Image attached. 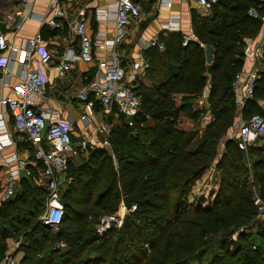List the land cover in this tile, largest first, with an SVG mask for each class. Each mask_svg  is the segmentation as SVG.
Returning <instances> with one entry per match:
<instances>
[{"label":"trees","instance_id":"16d2710c","mask_svg":"<svg viewBox=\"0 0 264 264\" xmlns=\"http://www.w3.org/2000/svg\"><path fill=\"white\" fill-rule=\"evenodd\" d=\"M259 4L260 0H217L207 15H193L196 39L182 45V37L176 35L164 50L147 51L146 75L152 84L135 87L141 105L133 124L113 110L116 124L107 132L108 145L79 151L69 162L68 181L60 191L64 213L55 232L39 220L47 179L37 181L36 169L42 164L22 137L18 149L28 151L30 177L21 178L5 199L6 174L0 165V261L7 239L21 238L16 250L22 252L19 264H264V221H255L253 199L255 192L264 200V148L251 149L249 182L243 151L234 140L227 142L216 163L220 182L211 206L188 201L193 184L216 158L218 141L236 116L232 82L243 65L246 40L260 28L247 9ZM201 44L212 48L209 64ZM206 74L210 88L203 113L210 114H205L209 120L203 125L198 117L202 108L192 109L191 100L201 93ZM175 94H183L179 105ZM257 98L264 100V71L244 116L264 118ZM181 113L196 124L178 128ZM110 145L117 170L105 164ZM124 195L131 197L135 209L119 227L98 235L100 217L114 213ZM233 232L236 240L231 239Z\"/></svg>","mask_w":264,"mask_h":264},{"label":"built area","instance_id":"2783aa9c","mask_svg":"<svg viewBox=\"0 0 264 264\" xmlns=\"http://www.w3.org/2000/svg\"><path fill=\"white\" fill-rule=\"evenodd\" d=\"M14 1L15 3L11 4L3 14V30L0 31V52L6 53L4 57H0V82L8 80L13 74L17 77L16 85L10 86L9 92L0 96V104L8 110L12 117L11 122L0 124V163L6 174L3 198H8L14 193L22 173L28 170L26 158L15 150L17 141L15 134H18L29 142L34 149V158L42 164L40 169H36L37 181L42 178L47 179L48 194L39 220L45 226L57 228L64 213L60 204V190L61 186H65L68 181L66 173L71 158L86 148L94 149L98 145L107 146L106 133L109 127L103 122H98L96 131L100 137L94 138L91 143L85 139L74 141L72 122L64 120L60 111L47 103L41 66H50L59 77H62L75 60L96 64L102 74L83 85L76 94L82 108L80 119L95 121L93 104L90 100L94 97L106 113L115 110L117 115H122L127 123L132 125V118L139 112L141 105V95L135 90L141 59L123 64L117 51L129 37V25L139 20L141 9L138 0H115L112 11L97 10L99 16L112 21L113 34L100 31L91 36L87 29L86 12L83 8H79L70 17L66 4L73 0H48L51 15L47 17L35 16L31 10L30 0ZM155 1L170 6L169 1ZM193 1L199 6L210 9L217 0ZM262 3V9L257 6L247 9V15L250 18L259 20L260 28L255 37L246 40L243 57L249 64L238 72L232 82L234 104L239 115L231 139L242 151L253 145L255 139L264 141V118L259 114L250 116L243 114V109L253 98L254 88L259 78L260 72L257 71L256 62L264 55V0ZM33 18L38 19L41 26L48 25L59 30L63 29L64 22H67L78 40L77 51L68 49L58 57V60H53L52 54L45 47L47 40L40 31L31 37L23 38L19 47L13 46L12 42L7 39V34H14L28 19ZM167 27L176 28L172 21H168ZM190 39V36L185 35L182 38V45H186ZM139 42L142 49L151 47L164 49L163 43L156 38ZM17 51L19 53L11 58L10 52L13 54ZM97 53H100V56L96 57ZM14 62L18 65L16 73L11 71ZM203 102L202 99L198 100L200 105ZM8 146H13L14 150L9 154H4ZM26 174L30 176L29 172ZM121 205V210L125 209L127 212L135 209L133 204L129 209H126L123 203ZM263 207L264 204L258 205L259 210ZM122 217H124L123 214H118L117 211L101 216L95 226V232L102 235L110 227H119L123 221ZM20 243L21 239L14 241L12 250L5 252L0 264H19L15 249ZM59 246L57 245L56 248Z\"/></svg>","mask_w":264,"mask_h":264},{"label":"crops","instance_id":"0c3cea01","mask_svg":"<svg viewBox=\"0 0 264 264\" xmlns=\"http://www.w3.org/2000/svg\"><path fill=\"white\" fill-rule=\"evenodd\" d=\"M31 10L37 17L50 16L51 7L48 0H30ZM170 2V6L159 4L155 0H138V4L141 9V16L136 23L129 25V37L118 48V54L123 64H127L132 60L141 59L140 72L137 74L136 84H142L149 87L152 82L147 78L146 69L148 67L147 51L149 49H156L158 52L162 51L156 47L148 49L140 48V40L147 41L151 38H156L163 43L164 48L169 41H172L176 35L184 37L190 36L191 39H196L193 33L192 19L193 15L205 16L210 12V9H206L203 6H199L193 0H166ZM15 3L14 0H0V31L3 30L2 17L5 10ZM115 6V0H73L71 3H67V11L70 13V17L76 13L79 8H83L86 12V24L88 32L91 36H94L100 31H105L107 34H113V23L109 19H104L97 14V10L108 9L112 11ZM259 9L263 8L262 0L257 6ZM168 21H172L176 28L167 27ZM40 31L42 36L47 40L46 49L50 51L53 56V60H58L60 55L70 49L77 51V38L74 36L72 30L68 26L67 22H64L63 29H54L48 25H42L38 19H28L23 26L14 34H7V39L12 42V45L19 47L23 38L31 37ZM203 47L204 45L201 44ZM164 50V49H163ZM19 52L11 54L16 56ZM5 52H0V57H4ZM37 55V54H36ZM38 56V55H37ZM96 57L100 56V53L95 54ZM15 59V58H14ZM245 60V59H244ZM246 62V60H245ZM243 68V67H242ZM11 71L16 73L18 71V65L14 62L11 66ZM41 71L44 76V84L46 89L47 103L60 111L61 117L64 120L72 122V137L74 141L79 139L88 140L89 143L94 138L100 137L96 131V125L98 122H103L109 127L115 126L116 119L115 114L106 113L102 105L91 97L90 100L93 104L94 120L83 121L80 119L82 113L81 102L76 96L79 89L94 80L97 76L102 74L96 64L85 63L80 60L72 62L71 68H69L62 77H59L55 70L50 66H41ZM1 74V70H0ZM17 83V77L13 74L8 80L0 82V96L9 92L10 86H14ZM209 75L206 74L205 85L199 95H196L192 100L191 106L196 105L201 109L202 104H198V100L202 99L207 101L209 95ZM204 96V98H203ZM175 101L177 105L181 104L183 100V94H175ZM197 101L194 102V101ZM184 113H181L177 122V126L182 128L180 118ZM189 117L188 115H186ZM190 118V117H189ZM12 117L8 110L0 104V124L11 122ZM108 130V131H109ZM107 134V133H106ZM16 147L15 150L20 152L27 160V166L29 165V156L27 150H19L18 143L22 140V136L15 134ZM14 150L13 146H8L4 150V154H9ZM71 158V160L75 159ZM70 160V161H71ZM0 165H2L0 163ZM28 168V167H27ZM29 172V168L27 170ZM26 172V173H27ZM26 173H22L21 178H29ZM19 255V253H18Z\"/></svg>","mask_w":264,"mask_h":264},{"label":"rangeland","instance_id":"374dc122","mask_svg":"<svg viewBox=\"0 0 264 264\" xmlns=\"http://www.w3.org/2000/svg\"><path fill=\"white\" fill-rule=\"evenodd\" d=\"M249 62H245L244 60V57H243V65L242 67H244L245 65H248ZM241 67V69H242ZM256 68H257V71L258 72H261V71H264V55L256 62ZM240 69V70H241ZM240 70L238 72H240ZM238 74V73H237ZM236 74V75H237ZM259 76H260V73H259ZM257 103H256V106L257 108L259 109V113L263 112L264 113V100L262 99H259L257 98ZM194 102L197 103V101L195 100ZM207 101H204L202 103V110L200 111V114H198V117L199 118H203V125L204 123L208 122V120H206L207 116L205 115L206 113L209 115L210 112L207 111L205 113H203L204 111V104L206 103ZM199 107H197L196 105H192V109L194 110H198ZM235 118L233 119V123L232 125L226 130V132L224 134L221 135L219 141H218V145H217V155H216V158L213 160L212 164L206 169L204 170V172L202 173L201 177L193 184L190 192H189V195H188V201L189 203L195 205V206H201L203 208H208L211 206V203L217 193V190L219 189V173L217 172L216 170V163H217V160L220 159L222 157V154L225 152L226 148H225V145L227 142H230L231 139V135L233 134L234 130H235V124L237 122V119H238V115H239V111L236 109L235 107ZM183 116V115H182ZM210 118V117H209ZM206 120V122H205ZM180 123H181V126L182 128H185V129H190L192 128L196 122L192 119V118H189L187 117L186 115H184L183 117L180 118ZM108 154L106 155L107 158L105 159V164H108L111 163V166L113 168V170H117L118 169V164H117V160H116V152L115 150H113V147L112 145L108 146ZM252 148H264V141L260 140V139H255L253 145H250V148H247V150H244L242 152V157L244 159V162H245V166L246 168L248 169V172H249V182L252 181V158L254 155H252L253 153L251 152ZM254 189V187L252 188ZM61 191V190H60ZM253 199H254V202H255V206H256V215H255V221L257 222H263L264 221V207L263 209L259 210L258 209V205H262L264 204V200L260 199L258 195L253 194ZM122 200L120 201L119 203V206L117 208V212L118 214H123V216L125 217L126 214H128L129 212H127V210L125 209H122ZM60 204L62 205V202H61V196H60ZM115 211V212H116ZM122 217V218H124ZM59 227V226H58ZM55 227H50L52 232H55L57 229ZM256 227L257 226H253V227H250V231H249V234H253L256 230ZM244 228H242L243 230ZM237 238V232H233V234L231 235V239L233 240H236ZM21 239V238H19ZM17 240L14 239V238H9L7 239V251H11L12 248H13V243L14 241ZM250 241V240H249ZM249 241H247L246 243L249 244ZM245 242L243 243V247H242V244H241V250L243 251L244 248H245ZM18 248V247H17ZM17 248L15 250H17ZM214 250L217 251V248L214 247ZM19 253V255H18ZM22 256V252H17V257L19 258L20 260V257ZM206 255L205 256H202L201 257V260L204 261L206 260ZM2 260V259H1ZM1 262V261H0ZM206 262V261H205ZM205 264V263H203Z\"/></svg>","mask_w":264,"mask_h":264},{"label":"water","instance_id":"95a60500","mask_svg":"<svg viewBox=\"0 0 264 264\" xmlns=\"http://www.w3.org/2000/svg\"><path fill=\"white\" fill-rule=\"evenodd\" d=\"M204 53H205L206 63L207 64L211 63L212 59H213V52H212V48L209 44H206L204 46ZM122 203L126 209H129L132 205L131 197L129 195H124L122 197Z\"/></svg>","mask_w":264,"mask_h":264}]
</instances>
